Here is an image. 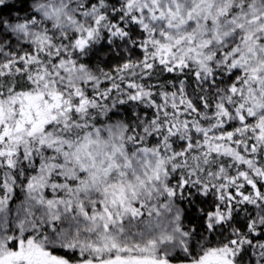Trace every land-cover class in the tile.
<instances>
[{"label": "snow or ice", "instance_id": "6c2138e0", "mask_svg": "<svg viewBox=\"0 0 264 264\" xmlns=\"http://www.w3.org/2000/svg\"><path fill=\"white\" fill-rule=\"evenodd\" d=\"M0 264H264V0H0Z\"/></svg>", "mask_w": 264, "mask_h": 264}]
</instances>
